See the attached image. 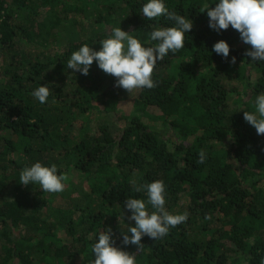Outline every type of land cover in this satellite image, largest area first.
I'll return each mask as SVG.
<instances>
[{
  "label": "trees",
  "instance_id": "obj_1",
  "mask_svg": "<svg viewBox=\"0 0 264 264\" xmlns=\"http://www.w3.org/2000/svg\"><path fill=\"white\" fill-rule=\"evenodd\" d=\"M145 2L0 0V264H90L96 234L109 227L136 264H264V134L243 119L264 92V61L245 55L251 46L231 26L208 27L202 10L213 0H165L169 10L193 21L184 48L158 61L156 87L138 89L131 113L104 102L112 124L71 137V126H83L99 90L125 91L95 61L88 75L68 69L71 53L82 44L98 50L120 20L131 26L130 35L150 43L154 26L172 22L146 20ZM47 8L56 22L92 24L83 39L50 59V67L17 50V38H28L25 20ZM17 12L25 14L23 25ZM221 39L230 45L227 60L211 50ZM70 77L75 86L65 91ZM45 83L52 91L40 104L31 92ZM36 161L87 181L69 217L50 212L53 199L38 184L19 183L22 168ZM154 180L165 183L166 210L187 211L188 219L159 239L145 235L141 249L125 246L122 233L134 225L125 199L146 200L135 188Z\"/></svg>",
  "mask_w": 264,
  "mask_h": 264
},
{
  "label": "clouds",
  "instance_id": "obj_2",
  "mask_svg": "<svg viewBox=\"0 0 264 264\" xmlns=\"http://www.w3.org/2000/svg\"><path fill=\"white\" fill-rule=\"evenodd\" d=\"M214 4V6H210ZM206 11L208 27L214 31L226 30L230 26L238 31L240 39L251 47L245 55L251 61H264V0H213L205 3L202 12ZM141 13L146 20L164 18L172 22L171 26H154L148 33L150 43H143L120 26L114 27L108 38L100 41L97 50L89 44H82L71 53L67 68L88 75L95 61L100 70L115 77V85L131 93L138 89H153L157 82L152 74L158 61L170 53L175 54L184 48L185 34L193 27L189 17L169 10L165 0H146L141 6ZM212 52L223 59L229 58L230 45L223 39L212 45ZM236 58L231 57V63ZM52 89L49 84H40L31 95L45 104ZM253 110L243 111V119L253 126L257 135L264 134V92L258 93L252 101ZM207 159L205 149L198 152V161L203 164ZM68 175L58 171L55 163L45 165L40 161L25 165L20 171L19 183L22 185L38 184L48 193H60L65 189ZM144 191L147 199L128 197L124 207L130 211L128 232L122 233L123 245H135L141 249L142 237L147 235L159 239L168 234L171 228L183 224L188 219L187 211L173 214L166 210V187L163 180H154L135 188ZM151 205L152 211H149ZM130 234V235H129ZM94 259L90 264H136V257L129 251L116 245L111 228L100 231L91 245Z\"/></svg>",
  "mask_w": 264,
  "mask_h": 264
},
{
  "label": "rangeland",
  "instance_id": "obj_3",
  "mask_svg": "<svg viewBox=\"0 0 264 264\" xmlns=\"http://www.w3.org/2000/svg\"><path fill=\"white\" fill-rule=\"evenodd\" d=\"M24 15L15 13L16 22H21L23 25ZM54 25V26H53ZM27 30L28 38H17L18 49L20 54L30 57L36 55L40 61H48L50 67V59L59 55L66 50L72 42L79 41V38L85 37V32L90 29L92 24L76 25L70 20L56 22L52 19L49 8L41 9V13L26 19L24 25ZM120 26L125 31H130L131 26L126 25L122 20L118 21L116 27ZM75 86V81L72 77L67 79L64 86L65 91H71ZM138 90H133L128 93L127 90L121 94H104V89L97 92L93 107H91L82 117L83 126L79 127V123H74L70 128L72 138H75L80 129L90 132L95 131L104 123L112 124V118L104 110V102L110 104L115 111L122 114H129L133 111L134 99L137 97ZM119 97H118V96ZM150 112V111H149ZM88 191V184L85 179H81L80 175L74 173L66 181L65 189L60 193H49L52 197L50 212L61 218L69 217V212H72V207L76 204H81L83 192ZM80 212L77 210L73 213L74 216ZM64 240H69L66 237Z\"/></svg>",
  "mask_w": 264,
  "mask_h": 264
}]
</instances>
